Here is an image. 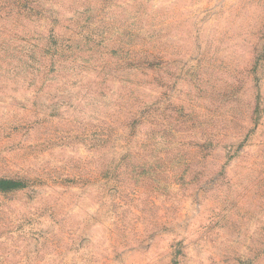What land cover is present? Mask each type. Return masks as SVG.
<instances>
[{
    "label": "rangeland",
    "instance_id": "obj_1",
    "mask_svg": "<svg viewBox=\"0 0 264 264\" xmlns=\"http://www.w3.org/2000/svg\"><path fill=\"white\" fill-rule=\"evenodd\" d=\"M0 264H264V0H0Z\"/></svg>",
    "mask_w": 264,
    "mask_h": 264
},
{
    "label": "trees",
    "instance_id": "obj_2",
    "mask_svg": "<svg viewBox=\"0 0 264 264\" xmlns=\"http://www.w3.org/2000/svg\"><path fill=\"white\" fill-rule=\"evenodd\" d=\"M12 182L10 180H0V188H6Z\"/></svg>",
    "mask_w": 264,
    "mask_h": 264
}]
</instances>
